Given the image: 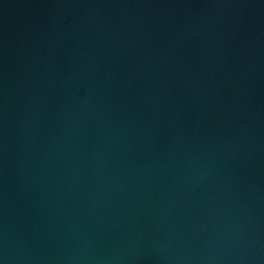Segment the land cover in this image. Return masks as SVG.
<instances>
[{"label":"water","instance_id":"obj_1","mask_svg":"<svg viewBox=\"0 0 264 264\" xmlns=\"http://www.w3.org/2000/svg\"><path fill=\"white\" fill-rule=\"evenodd\" d=\"M0 264H264V0H0Z\"/></svg>","mask_w":264,"mask_h":264}]
</instances>
